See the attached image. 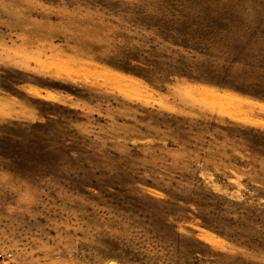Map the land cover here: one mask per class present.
<instances>
[{"label":"rangeland","instance_id":"1","mask_svg":"<svg viewBox=\"0 0 264 264\" xmlns=\"http://www.w3.org/2000/svg\"><path fill=\"white\" fill-rule=\"evenodd\" d=\"M0 264H264V0H0Z\"/></svg>","mask_w":264,"mask_h":264}]
</instances>
